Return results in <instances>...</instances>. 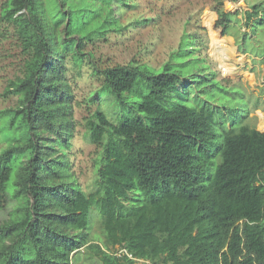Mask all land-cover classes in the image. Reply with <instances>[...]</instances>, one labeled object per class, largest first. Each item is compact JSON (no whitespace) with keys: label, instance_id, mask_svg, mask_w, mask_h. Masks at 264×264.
Here are the masks:
<instances>
[{"label":"trees","instance_id":"16d2710c","mask_svg":"<svg viewBox=\"0 0 264 264\" xmlns=\"http://www.w3.org/2000/svg\"><path fill=\"white\" fill-rule=\"evenodd\" d=\"M54 2L1 3L24 57L21 74L4 88L17 103L0 109L20 131L0 150V209L16 201L0 219V264H71L82 247L99 260L94 264H264V129L222 125L212 148L220 115L209 102H183V74H206L186 35L158 67L130 62L101 69L96 96L112 94L125 113L113 122L96 108L86 118L90 138L105 133L106 140L100 193L81 188L67 154L74 119L65 58L81 62L83 40L120 29L118 12L133 4ZM214 10L222 34L235 35L237 49L247 52L249 33L230 31L241 19L222 0ZM242 18L253 31L264 27V6L252 3ZM92 207L100 211L102 244L87 229Z\"/></svg>","mask_w":264,"mask_h":264},{"label":"rangeland","instance_id":"374dc122","mask_svg":"<svg viewBox=\"0 0 264 264\" xmlns=\"http://www.w3.org/2000/svg\"><path fill=\"white\" fill-rule=\"evenodd\" d=\"M3 1L0 0V109L17 103V95L5 93L4 88L6 81L21 74L24 57L13 25L1 17ZM218 1L132 0L133 6L118 12L120 29L110 27L103 34L93 35L91 40H83L81 62L75 63L70 55L66 56L65 78L72 92L74 119L71 145L67 151L69 168L86 193H100L97 170L106 140L105 133L99 141L90 138L85 127L86 118L96 108L104 110L113 122L117 121L120 113H125L120 112L113 102L112 94L100 90V98L96 96L95 90L103 83L101 69L130 62L158 67L169 58L184 35L195 48L193 57L203 59L206 74H183L181 84L187 88L183 102L195 106L209 102L220 115L217 120L222 124L214 127L212 148L222 137V125L238 127L241 123H248L264 129V27L253 31L242 24V12L252 3L261 2L264 6V0H222L223 7L241 19V23L233 22L230 31H245L252 39L247 44L248 53L237 49L235 35L222 34L220 27L215 25L217 14L214 8ZM49 3L55 4L54 0H49ZM213 34L221 37V44L212 42ZM93 95L95 98L92 99ZM9 118L8 114L0 117V150L20 136L19 129L9 126ZM7 191L11 196L12 179L8 182ZM15 205L13 200L7 208L0 209V219L9 216ZM100 217L99 209L92 207L87 229L91 239L102 244ZM83 250L84 247L78 260L71 264L100 263L94 255L90 256ZM135 264H143V260L138 259Z\"/></svg>","mask_w":264,"mask_h":264},{"label":"bare ground","instance_id":"6f19581e","mask_svg":"<svg viewBox=\"0 0 264 264\" xmlns=\"http://www.w3.org/2000/svg\"><path fill=\"white\" fill-rule=\"evenodd\" d=\"M221 37L216 36L215 34L212 35V42H214V44H221Z\"/></svg>","mask_w":264,"mask_h":264}]
</instances>
